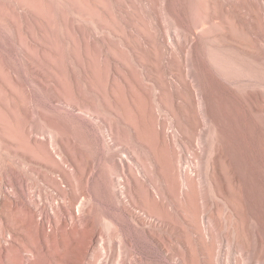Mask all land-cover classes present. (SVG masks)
<instances>
[{"label": "rangeland", "instance_id": "374dc122", "mask_svg": "<svg viewBox=\"0 0 264 264\" xmlns=\"http://www.w3.org/2000/svg\"><path fill=\"white\" fill-rule=\"evenodd\" d=\"M223 1L0 0V264H264V186L253 194L234 147L240 108L212 87L264 89V18L257 0ZM193 83L210 94L200 156L175 136L199 125L186 129L188 106L168 91L187 99ZM81 111L106 124L89 135ZM251 113L264 147V112ZM48 137L78 170L104 139L116 158L129 149L154 197L104 161L88 189L62 178Z\"/></svg>", "mask_w": 264, "mask_h": 264}, {"label": "bare ground", "instance_id": "6f19581e", "mask_svg": "<svg viewBox=\"0 0 264 264\" xmlns=\"http://www.w3.org/2000/svg\"><path fill=\"white\" fill-rule=\"evenodd\" d=\"M221 3H223V0H219ZM237 3H241V0H235ZM261 1V2H260ZM256 2H259V6L257 5V8L259 7L260 15L262 18H264V0H257ZM197 37V31L193 30L191 33L190 41L192 42L194 38ZM254 44V43H252ZM254 46V45H253ZM237 48V47H236ZM240 51H251L248 46L237 48ZM184 59L186 58V54L183 55ZM183 74L185 75L186 79L189 81H194L190 69L188 65H182ZM215 85H212L213 89L217 93V97L221 99H225L224 101H234L236 105L240 108L239 110L235 108L236 115L240 122L243 124V131L240 134H236L237 141L235 142V149L238 152L242 163L244 167L247 170V173L249 175L251 184H252V192L255 196H258V193H260V190L264 184L262 183V169H264V147L261 146L258 135L259 133H252V131L248 128V124L253 123L252 120V113L251 110H253L256 113H262L264 112V89H248V92L241 96L239 90L237 87H235L232 83H230L228 80H224L220 77L214 78ZM243 85V82L240 84V86ZM188 93L189 98L185 99L183 94L177 89V86L172 85L168 87V91L171 92L175 90V96L176 99H180L186 103L188 106L189 112L183 111V114L186 116L185 118V127L188 130L189 127L196 128L197 125L198 128L195 129V133L193 135L187 136L185 133V129L178 128V126H175V136L178 137H186L188 139V142L190 144V148L194 149L195 152L200 156L202 152L205 150V144L203 142L202 134L199 130V127L203 128V122H202V110L203 108H208V102L210 100V94L207 93L202 88H198V86H195L193 83L189 86ZM247 105L251 106V109L247 107ZM97 111V110H96ZM80 114V119L82 120L84 126L83 128L86 130V132L91 135L92 132H94V119L98 120L100 123L106 124L105 120L96 114L87 112V111H81L78 112ZM99 112H97L98 114ZM226 115V113H225ZM110 128V127H106ZM109 129L108 131H110ZM264 131V129H263ZM112 134V133H111ZM110 134V135H111ZM246 135H249V138H245ZM245 138V139H244ZM243 139V140H242ZM179 140V139H178ZM169 142L174 145L175 141L173 138H169ZM48 143L53 148L57 149L58 157L53 156V152L51 149H49V153L51 156H53L54 162L57 164V166L63 170V174H59L62 178H65L66 175L70 176H78L82 179L84 188L88 189L89 183L91 180V177L95 174L96 167L98 164L102 161L108 162L111 166L117 167L119 172L121 173V177L124 183V187L128 192L135 191L138 189H143L147 193L150 194V196L154 197V193L149 189L148 183H150L155 189V185L152 184L151 179L146 171V169L141 165V163L138 161L136 156L129 151L126 152L125 158L123 157H117L116 158V147H112L107 140L104 139L103 144L101 146L100 152L95 155L92 159H90L87 164L85 165L84 169H77V167L73 164L68 162L69 159L66 155H63L62 152L59 151V147L56 145V143L53 142L51 137H48ZM182 155H178L175 166L177 173L179 176L182 177V179H186L189 175L186 170L181 169V158ZM135 159V160H132ZM135 161V162H134ZM131 162H134V165H132ZM66 163V164H65ZM196 170V168H194ZM75 172H79V174H76ZM60 177L59 176H53V182L60 187ZM18 185V184H17ZM16 190V189H15ZM88 199H90V194L88 191L85 192ZM158 193V192H157ZM159 194V193H158ZM85 196V197H86ZM64 207V206H63ZM67 208H62L63 212ZM61 210V211H62ZM82 210L88 212L89 209L86 208V206H82ZM149 211H146V214L148 217H154ZM155 221L161 222L160 218L158 219L156 216L154 217ZM21 260H23V256L20 255Z\"/></svg>", "mask_w": 264, "mask_h": 264}]
</instances>
